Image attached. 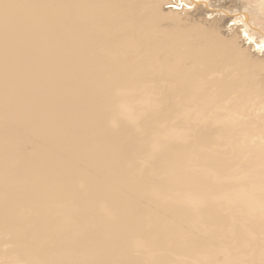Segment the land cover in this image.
<instances>
[{"label":"rangeland","instance_id":"obj_1","mask_svg":"<svg viewBox=\"0 0 264 264\" xmlns=\"http://www.w3.org/2000/svg\"><path fill=\"white\" fill-rule=\"evenodd\" d=\"M104 1L106 0H102L100 2L99 10L97 11V13L105 14L108 11L107 14L109 13L112 14V12H114L115 14H113L114 16L113 22L115 24L111 25V27H117L123 31H129L130 35L141 33V39H140L141 44L140 45H142L143 42L144 43L149 42V39L142 38L143 34L144 35L146 34L144 30L147 31L146 29L147 27L151 28L150 32L153 35H157L160 33V24L158 22L161 21V19L156 18L157 24L153 25L154 17L150 13V11L152 10H154L155 12H159V10H164L166 12L170 11L169 14L171 15L178 14L179 17H182L184 16V13L186 11L189 12L194 9L192 7L193 6L192 4H188L184 0L178 1L179 4L177 5L176 3L174 4V1L176 0H172V3H169V4L162 3V7L158 6L156 3L152 2L151 0H135V2H131L128 0H125V1L115 0V2L119 5V10L115 12V9H114L115 7L112 8V6H117V5L115 3H112L113 2L112 0H111V3L113 4V5L111 4L112 6L110 4L105 6V4H102V3H110V2L109 0H107V2H104ZM246 1L247 0H242V2H246ZM69 2H73V3L69 4L66 10L68 12L73 13V11L71 10V7L76 8V6H74L76 3L73 0H70ZM0 4H1L0 6L3 7V8L0 7L1 8L0 14L4 16L3 18V16L0 15V26L2 25L0 27V30L1 28L3 30V31L2 30L0 31V36L2 38V39L0 38V48H2L0 49V53H1L0 54L1 56L0 57V75H1L0 85L2 84L1 85L2 87L0 86L1 87L0 88V106L2 105L0 107V125L2 126V127L0 126L1 127L0 128V132H1L0 133V139H1L0 140V143H1L0 151L2 152V153L0 152V156H1L0 157V211H1L0 212V264H132V263L133 264H264V96L258 97L259 91L256 89L255 79L252 77V74H250L251 70L249 69V67L237 66L238 71L237 70L233 71L231 73L232 77L227 78V82L230 83L231 87L228 88L229 91L227 89L224 92V96L218 95L216 97H213L212 96L214 94L213 87L209 89L208 92L206 89H200L198 87L199 86L198 77H196L195 80L193 81L192 84L194 85H191L189 82L185 81L189 87H185V88L182 86L177 87V84L175 81L169 80V83H168L165 80L163 75H161L160 73L156 74L155 73L156 71H153V70L151 71L146 70V72L149 71L147 75H145L146 78L142 82H139V85H138V83H135V81L137 80V77L135 74H132L131 78L129 75L128 78L125 76V78H122L121 80L118 79V77L122 75L121 74L122 72H124V74L127 72V68L130 67V64L133 65L132 62L135 61V58H129L130 61L128 60L127 64H125L126 62L125 60H119L117 57L115 58L109 53L107 54L108 55L107 56L105 53L106 51L103 52L102 50H99V49L92 50L91 48L87 47V45H85L84 42L78 43L79 44L78 45V44H75L74 42L72 43L71 41H70L71 42L70 44L69 39L68 40L65 39L64 42L63 40L60 41L62 35L60 34L61 37H57V35H55L54 26L57 27L58 25H61L63 16H65L66 14L64 13L63 10H60V11L58 10L59 12H61L59 13L55 9L54 11L52 8H48L54 4L52 1L50 2L47 1L45 3L46 7L42 8V10L38 8L35 9V10L38 9L37 11L38 13L36 12L37 15H42L40 16V18L42 17L41 18L42 22H40V24L41 23L42 24L41 25L39 24L40 28L39 27L35 28L36 25L29 26V25L22 24L21 22H19L17 25L10 26V28L12 27L13 30L15 29V27L18 26L14 32L12 29H8L9 28L8 27V13L6 11L8 10V0H4V1L0 0ZM145 5H151V8L147 9L144 7ZM106 7L111 8V9H106ZM188 8H190V10ZM51 9L53 10L52 11L53 13L55 12L56 13L51 14L52 13ZM40 11L44 12L46 16ZM47 11H49L50 13ZM171 11H173L174 13H171ZM5 14L7 16H5ZM56 14H58V16ZM43 15L45 18H43ZM47 15L48 16L51 15V16L47 18ZM115 15H118V16H115ZM211 15L207 13L205 16L209 19H212L213 15L212 16ZM161 17H164V16H161ZM49 18L53 20L57 18L59 20L56 19V21L55 20L50 21ZM130 21H134L135 23H137V26L133 32L130 31L129 29ZM56 22L59 24L56 25ZM231 26H234L233 21H229L226 27H231ZM5 27H8V28L5 29ZM161 27L164 28L163 26ZM24 28H27V29H24ZM4 29L6 30V32L4 31ZM20 29H22L21 31H23L24 29V31L21 32L22 34H24V37L27 35L29 37L27 36L28 38L26 39L22 37L21 36L22 34L20 33ZM32 29H34L35 31L34 30L32 31ZM52 29L54 31H52ZM169 29L170 30L168 31H170L171 33H174V29L172 27H169ZM10 30L13 33L10 32ZM41 32H43L44 34ZM18 33L19 35H16ZM30 33L31 35H29ZM47 34L48 36L49 35L50 36L48 37ZM54 35L56 36V38L54 37ZM4 36H5V39H4ZM7 38H10V39H7ZM59 38L60 40H58ZM29 39L33 43H31ZM43 39H45V41ZM21 42H22L21 44L22 46H20ZM40 42L41 44H39ZM246 43L249 44V41L247 40ZM60 44L62 45L63 48L61 47ZM15 45L16 47H14ZM36 45H39V49H35V47H37ZM41 45L44 48L40 47ZM72 45L76 47L82 46L79 50V53L72 54L73 52L68 49L70 47H73ZM21 47H23V50L24 49L25 50L24 51L20 50L22 49ZM50 47L51 49L53 48L52 50H55L56 52L55 51L52 52V50L49 49ZM86 48H87V51H86ZM164 48H165L164 51H166L165 53L166 59L163 60L162 58L164 57L154 56L152 57V59H150V62L154 61L155 64L158 66H161L163 63L166 62V65L168 64L174 67L175 71H177L181 75V77H185L189 72H192V70L195 71V69L199 67L200 63L196 62V60L194 62V59H191L192 57H187L185 55L179 54V51L182 52L183 50L182 47L179 48L180 50L178 49L179 50L177 53L178 55H175V50L170 49L169 46L165 45ZM8 50H10L11 52L9 51L10 52L9 53ZM17 50L21 51V53L22 51L23 53L25 52L24 55H22L23 53L21 54L19 51L17 52ZM33 50L35 51L33 52ZM6 51L9 54L5 53ZM35 52L38 53L39 56L36 55ZM40 52L41 53L43 52L46 55L40 54ZM54 52L57 54H55ZM99 54H101L102 57ZM28 55H30V57H28ZM41 55L42 57H40ZM49 55H51V58L49 57ZM72 55L76 58L74 59ZM8 56L12 59V64L8 63L7 61ZM95 56L98 58H95ZM32 57L33 59H31ZM61 57H62V60L61 59L59 60V58ZM80 57L81 58L84 57V58H82L81 60ZM85 57L88 62L85 60ZM106 57L109 58L108 61H106L107 60ZM45 58L47 59V61L42 62L46 60ZM49 58L51 61L49 60ZM101 58L102 60L100 61ZM230 58H231V55H230ZM40 59H42V61ZM131 59H134V60H131ZM74 60L78 64H76ZM84 60L86 62L81 63ZM94 60L96 62H94ZM98 60L101 63L98 62ZM38 62L39 63L41 62L42 65L39 64ZM62 63L65 65H63ZM86 63H88L89 65L92 64V67L91 65L89 67V65ZM118 63H120L121 66ZM194 63L196 64V66ZM34 64L38 65V67L40 66L39 70ZM82 64H83V67H82ZM95 64L97 66H95ZM122 64L124 66L126 65L127 68L122 66ZM47 65L49 66V68L47 67ZM53 65L55 66L53 67ZM1 66L3 67L1 68ZM12 66H15V67L13 68ZM17 67L18 68L22 67V68L21 70L19 69L20 70L19 71ZM67 67H69V69ZM81 67L83 68V70ZM122 69H124V71ZM43 70L45 72H43ZM57 70H58V73L56 72ZM81 70L82 72L84 71L83 74ZM99 70L101 71L103 76ZM48 71H50V73ZM68 71H72L70 72L71 74ZM91 71L93 75H96L94 77L95 81L93 79L92 73H90ZM55 72L59 76H57ZM130 72L131 73L139 72V70L137 71L134 68ZM61 73H64V74H61ZM66 73H68L67 74L68 76L66 75L67 77L65 76ZM74 73L76 74L74 75ZM104 73H106L105 76H104ZM44 74L46 75V78L44 77ZM49 74L51 75L52 78L50 77ZM60 74L62 76L64 75V77H62ZM98 74L99 75L101 74V76H99ZM2 75L3 76L6 75V76L3 77ZM8 75L10 76V78ZM71 75L74 77V79L73 77H71ZM87 75H89V77L91 78H89ZM17 76L19 79H17ZM81 76L83 78L84 77L86 78L80 79ZM108 77H110V79ZM58 78H61V79H58ZM13 79L15 80L13 81ZM115 79H117V82L119 81L118 85ZM127 79L130 82L131 80L133 82L131 83L129 81L127 82ZM20 80H22V82ZM23 80H26L25 81L26 84H24L25 82ZM86 80L88 81V83ZM7 81L8 82L11 81L12 85L10 84V82L8 83ZM18 81L21 83H19ZM34 81L36 83H34ZM97 81H99L100 83ZM107 81H109V83ZM53 82L55 85L53 84ZM63 82H65L66 85L65 83L63 84ZM72 83H73V86L71 85ZM81 83L83 85H81ZM93 83L96 84V85L94 84L95 87H93L94 86ZM123 83L126 85H123ZM47 84L48 85L50 84V85L47 86ZM115 84H116V87H115ZM167 84L171 86L173 85V86L171 87ZM38 86L39 87L41 86L40 87L41 89ZM106 86H108L109 89L108 88L105 89ZM62 87L63 88L67 87V88L63 89ZM75 87H77L76 90L78 92L74 90ZM84 87H86V91ZM10 89H11V92H10ZM40 90L41 91L44 90L42 91L43 93L40 92ZM98 90H100L101 92ZM105 90H107V92ZM3 92L6 94L4 95ZM56 92L57 94H55ZM92 92H93V95H92ZM99 92L100 94L98 96ZM46 93L47 95L45 96L44 94ZM59 95H60V98H59ZM39 96H42L43 99L40 98ZM252 96H253V99H252ZM67 97H69V99H67ZM99 97L100 98L102 97V98L99 99ZM39 99L41 101H39ZM65 100L66 101L69 100L68 101L69 103H67ZM3 101L4 103H2ZM74 101L78 103L77 106H76V102H75V105L72 104L74 103ZM85 101L89 103L87 104ZM40 102H41V106H40ZM55 103L57 104V106ZM81 103H82V106H81ZM96 104L97 105L99 104L98 106L100 107L101 110ZM69 105H71V107ZM63 106L66 109H64ZM46 107L49 110H47ZM80 107H81V111L79 110ZM53 108H55L56 110H54ZM82 108H84V111L82 110ZM86 108L87 109L90 108V109L87 111ZM40 109L41 110L43 109L42 111L44 113L42 111H39ZM45 109L46 111H44ZM51 109H52V112H51ZM31 110H34V112ZM36 110L38 111V113L36 112ZM67 111L68 113L66 114ZM95 111L96 113H94ZM69 112H72V114ZM22 113L23 114L25 113L24 117H22L23 116ZM87 113L90 115H88ZM126 113L127 114L130 113V114L127 115ZM233 113L239 117L233 120V121H237L238 123H235L233 121L228 123V120H231V116ZM86 114L87 116H85ZM98 114L101 115V117ZM106 114H108V116ZM43 115L45 116L43 117ZM105 115L107 118L104 117ZM29 116L33 118H30ZM96 116L97 117L99 116L98 118L100 119V121L98 120V118L96 119ZM136 117L139 119H137ZM40 118H44L45 120L40 119ZM53 118L55 119L54 121H53ZM114 118L118 120H115ZM140 118H143V119H140ZM11 119L13 120L11 121ZM22 119H23V122H21ZM58 119H60L62 122ZM71 120H74V121H71ZM65 121L68 122L69 124H67ZM102 121L104 122V124ZM143 121H144V125H143ZM36 122L39 123L40 125L37 124ZM90 122H92L94 125H92V123ZM121 122H123L124 124ZM136 122L137 123L140 122V125H138ZM64 123L66 124L67 127L64 125ZM116 123H118L121 127ZM25 124H28L29 126ZM56 124H58L59 127ZM78 124L80 125V127ZM60 125L62 126L61 128H60ZM69 125L71 126L73 125L74 129H73V126L71 127ZM117 125H118V128L116 127ZM206 125L209 127H207ZM221 125L222 127L224 126L223 130L224 129L228 130L226 132V136L224 132L223 133L221 132L222 130L218 132L217 131L214 132L213 126L221 127ZM52 126L56 128H53ZM139 126H141V128H139ZM201 126L202 128H198ZM29 127L30 128L32 127L31 129H32L33 134H31L32 132ZM132 127H135V129ZM4 128L5 129L8 128V129L5 130ZM35 128L38 131L35 130ZM43 128L45 130H42ZM190 128L193 130V132L191 131ZM11 129H13V131ZM91 129L92 131H90ZM19 130L20 132H18ZM62 130L64 133L62 132ZM87 130L88 132H86ZM199 130L204 131V132H200ZM243 130H244L243 134H245L248 131V134L250 136L249 141L246 142L245 144L243 143V140H242L243 134L240 136ZM34 131L35 133L37 132L38 134L37 133L35 134ZM59 131L62 133H60ZM23 132L24 134H22ZM195 132L197 133V136ZM202 133L205 136V138L203 135L200 136V134ZM234 133L240 136L238 143L234 142V138H233ZM55 134L58 136H56ZM42 135L44 136V138ZM39 136H42V137H39ZM45 136L46 137L49 136L50 138L48 137L47 139L45 138ZM55 137L56 138L58 137L57 139H59L60 141H58ZM64 137H66L65 138L66 140L63 139ZM2 138H4L5 140L3 139L2 141ZM49 139L53 141H50ZM73 139H76V140H73ZM33 140H34V143H32ZM38 140L40 142L39 144H38ZM69 140H70V143H69ZM221 140L223 143L221 142ZM61 141L62 143H60ZM175 141L177 143V146L175 145ZM42 142L45 144H43ZM63 142L65 143L63 144ZM71 142L72 144H74V146L73 145L71 146ZM170 145L172 147H170ZM178 145L179 146L181 145L182 147L180 146L181 148H179ZM42 146L44 147L45 152ZM173 146L175 149L173 148ZM166 147L168 148L166 149ZM233 147H236V150L237 149L242 150L245 148L252 149L253 150L252 158L257 164L256 167L250 170L246 169L244 170L245 172L242 171L241 173H238L237 175V173H235L234 170L237 168L238 162L235 163V162H232V160H236L235 157L238 158L237 154L239 155V158H238L239 160L237 159L238 161L242 162L244 158L241 157L243 156V154L241 152L239 153L238 150L234 151ZM51 148H54L55 151L54 149H51ZM47 149L48 151H46ZM176 150L180 151V153ZM156 151H158V153ZM165 151L167 154L165 153ZM168 151L170 152L168 153ZM62 152L66 157L62 155ZM83 152L85 153V155H83L84 154ZM159 152L163 156L160 155ZM173 152L176 154L177 157L175 156V154H173ZM40 154L43 157H41ZM76 154H77V158H72V156L74 157L76 156ZM46 155H48L51 159L48 158V156ZM79 155L81 156L78 157ZM81 157L83 159L85 158L86 159L83 161ZM34 158H36L37 161ZM43 158L45 161L43 160ZM52 158L55 160L52 161ZM67 158H69V160ZM174 158L175 160L177 158L178 159L175 161ZM61 159L63 162L61 161ZM47 160L48 161L50 160V162H47ZM170 160L171 161L173 160V161L171 162ZM64 162L65 164H63ZM72 162L77 165V168H75L76 165L73 164ZM90 165L93 167H91ZM36 166H38L40 169ZM67 166H70L71 168L73 167V169H71L70 171V167H67ZM49 167H54V168H52L51 170V168ZM20 169H21V172H20ZM77 170H79L80 172H78ZM111 170H112V173H110ZM174 170L176 172H174ZM254 170H255V173H254ZM40 172L42 176H40L41 175ZM94 172H96V174ZM173 172L174 174H172ZM181 172L182 173L184 172L182 176H181ZM186 173H187V176H185ZM68 174L69 175L73 174L74 175L73 177L75 176L76 177L73 178L72 176H69ZM87 175L89 176L87 177ZM110 175L111 176L113 175V176L111 177ZM114 175H116L118 178ZM170 175L173 176L174 178L171 177ZM191 175L196 180L192 179L193 177ZM28 176H29V179H28ZM91 176L93 178L89 180ZM169 176L171 179L169 178ZM63 177L64 178L69 177V178L67 180V179H64ZM137 177L139 179L136 180ZM175 177H177L178 180L181 182H179L177 178ZM182 177H185V178L182 179ZM186 177H188V179H186ZM50 178L52 180L55 178L56 179L52 181ZM105 178L106 180H108L110 185L105 180ZM98 179L99 181H97ZM102 179H103V182H102ZM120 179L121 180L123 179V180L122 182L119 183V181H121ZM140 180L142 181L138 182ZM240 180L241 182H239ZM55 181L57 182V184ZM100 181L103 184L102 183L100 184ZM171 181H173V183H170ZM201 181H203L202 184H201ZM196 182L198 185L196 184ZM51 183L53 186L51 185ZM192 183H194V186L197 185V187L195 186L193 188ZM203 183H204V186H203ZM22 184L23 186H21ZM114 184L117 186H115ZM139 184H142L143 186ZM63 185L65 186L66 189L64 188ZM100 185H102L103 187ZM35 186L37 187V189ZM124 186L125 187L127 186V187L125 188ZM198 186H199V189H198ZM51 187H53L54 189H52ZM132 187H133V190H132ZM201 187L203 188V190H201ZM204 187H207V188H204ZM91 188L92 189L95 188V190L97 188L98 190L95 192V190L93 191ZM99 188H102V189L100 190ZM114 188H116V191ZM124 188H125V191L123 190ZM127 188H128V191H127ZM135 188L137 189V191ZM208 188H209V191H208ZM32 189L34 190V192ZM103 189L107 191H104ZM133 191L136 193H134ZM140 191L141 193H139L140 195H138V192ZM104 192L106 193V195ZM116 192H118L119 194L120 193L122 194L119 195ZM130 192H132V194ZM94 193L96 195H94ZM110 194H112L113 196ZM125 194L127 195V197H125L126 196ZM99 195L101 198L99 197ZM128 205H131V207L130 206L127 207ZM123 206L126 208H124ZM171 210H173L172 211L173 213H171ZM167 236L169 237V240ZM112 244H113V247H112ZM98 247L99 248L101 247V248L99 249Z\"/></svg>","mask_w":264,"mask_h":264},{"label":"bare ground","instance_id":"obj_2","mask_svg":"<svg viewBox=\"0 0 264 264\" xmlns=\"http://www.w3.org/2000/svg\"><path fill=\"white\" fill-rule=\"evenodd\" d=\"M4 1V0H3ZM47 1H52L54 4L52 5V6H50V4H49V6L50 7H48V8H52L53 10L55 9V10H63L64 11V13L66 14L65 16H63V19H62V22H61V25H58L57 27H55L54 26V28H55V35H57V37H61V35H62V37H61V40H60V38L58 39V40H60V41H62L63 40V42L65 41V39H69V42L71 41L72 43L74 42L75 44H78V43H85V45H87V47H89V48H91L92 50L94 49V50H96V49H99V50H102L103 52H105L106 53V55L109 53V54H111L113 57H117L119 60H125L126 62H125V64H127V61L129 60V58H135V61L134 62H132L133 63V65H131L130 64V67L129 68H127L126 67V65L124 66L123 64H122V66H124V67H126L127 68V72L124 74V72H122L121 74L122 75H120V77H118V79H122V78H125V76L128 78V76L130 75V78H131V75L132 74H135L136 75V77H137V80L135 81V83H138V85H139V82H142L146 77H145V75H147V73L149 72H146V70H153V71H156L155 73L156 74H158V73H160L161 75H163L164 76V78H165V80L169 83V80H172V81H175L176 82V84H177V87H189L188 86V84L185 82V81H187V82H189L191 85H194V84H192L193 83V81L195 80V78L196 77H198L199 78V88L200 89H206L207 90V92L209 91V89H211L212 87L214 88V91H213V97H216V96H218V95H222V96H224V92L228 89V88H230L231 86H230V83L229 82H227V78L229 77H232V75H231V73L233 72V71H236L237 70V66H244V67H249V69L251 70V73L250 74H252V77L255 79V83H256V89L259 91V94H258V97H261V96H264V0H247L246 2H242V0L241 1H239V0H184L186 3H188V4H192L193 6V10H191V11H189V12H185L184 13V16H182V17H179L178 16V14H173V15H171V14H169V12L167 11H164V10H159V12H155L154 10H152V11H150V13L152 14V16L154 17L153 18V25H156L157 24V21H156V18H159V19H161V21H159L158 23L160 24V33L159 34H157V35H153V34H151V32H150V30H151V28L150 27H147L146 29H147V31L146 30H144L145 32H146V34L144 35L143 34V39H149V42H146V43H142V45H140L141 43H140V39H141V33H138V34H132V35H130V33H129V31H123V30H121V29H119V28H117V27H111V25H113V24H115L114 22H113V14H115L114 12H112V14H107V12L105 13V11H104V13L105 14H101V13H97V11L99 10V6H100V2L102 1V0H73L76 4L74 5V6H76V8H72L71 7V10L73 11V13H71V12H68L67 10H66V8L69 6V4H71V3H73V2H69L70 0H8V10H6L7 11V13H8V27H5V29H12V27L10 28V26H14V25H17L19 22H21L22 24H26V25H29V26H35V28L36 27H39V24H40V22H42V17L40 18V16H42V15H37V11H38V9H40V10H42V8H45L46 6H45V3L47 2ZM113 2L112 3H115L117 6H112L113 4L111 3V0H109V2L110 3H102V4H105V6L106 5H108V4H112L111 6H112V8H114L115 9V12L116 11H118L119 10V5L115 2V0H112ZM117 1V0H116ZM125 1V0H124ZM128 1H131V2H135V0H128ZM152 2H154V3H156L158 6H161L162 7V3L163 4H169V3H172V0H151ZM178 1H181V0H176V1H174V4L176 3V5L177 4H179V2ZM7 2V1H6ZM6 2H5V4H6ZM104 2H107V0L106 1H104ZM178 2V3H177ZM3 3V2H2ZM48 4V3H47ZM1 5V4H0ZM4 6V5H3ZM6 6V5H5ZM103 6V5H102ZM101 6V7H102ZM1 8H3L2 6H0ZM104 7V6H103ZM145 8H147V9H150L151 8V5H145L144 6ZM187 7V6H186ZM185 7V8H186ZM0 8V9H1ZM5 8V7H4ZM36 8H38L37 10H35ZM184 8V7H183ZM7 9V8H6ZM51 9V12L53 11ZM106 9H111V8H107L106 7ZM189 10H190V8H188ZM3 10V9H2ZM1 10V11H2ZM5 10V9H4ZM46 10V9H45ZM45 10H43V11H45ZM49 10V9H48ZM54 10V11H55ZM185 10V9H184ZM183 10V11H184ZM58 11V12H59ZM37 12V13H36ZM40 12H42V11H40ZM47 12H49V11H47ZM111 12V11H110ZM2 13V12H1ZM6 13V14H7ZM44 15H45V13L44 12H42ZM50 13V12H49ZM48 13V14H49ZM56 13V12H55ZM55 13H51V14H55ZM59 13H61V12H59ZM58 13V14H59ZM166 13V14H165ZM171 13H174L173 11H171ZM207 13H209L211 16H212V19H209V18H207L205 15L207 14ZM3 14H4V12H3ZM5 14V16H7ZM58 14H56L57 16H58ZM63 14V13H62ZM160 16H159V15ZM0 15H2V14H0ZM44 15H43V18H45L44 17ZM180 15V14H179ZM3 16V15H2ZM46 16V15H45ZM51 16V15H50ZM50 16H48L47 15V18L48 17H50ZM115 16H118V15H115ZM161 16H164V17H161ZM169 16V17H168ZM3 18H4V16H3ZM7 18V17H6ZM59 18V17H58ZM2 19V18H1ZM50 19V18H49ZM49 19H48V21H49ZM57 19V18H56ZM56 19H54L55 21H56ZM186 19V20H185ZM44 20V19H43ZM51 20H53V19H50V21ZM53 20V21H54ZM57 20H59V19H57ZM168 20V21H167ZM3 21H4V19H3ZM23 21V22H22ZM117 21H119V20H117ZM229 21H233L234 22V26H231V27H226L227 26V23L229 22ZM25 22V23H24ZM45 22H47V21H45ZM4 23V22H3ZM2 24V23H1ZM42 24V23H41ZM40 24V25H41ZM45 24V23H44ZM51 24V23H50ZM54 24V23H53ZM57 24H59V23H57L56 22V25ZM130 27H129V29H130V31H134L135 30V28H136V26H137V23H135L134 21H130ZM129 24H127V25H129ZM233 24V23H232ZM21 25V24H20ZM38 25V26H37ZM46 25V24H45ZM2 26V25H1ZM0 26V27H1ZM4 26V25H3ZM43 26V25H42ZM42 26H41V28H42ZM49 26V25H48ZM161 26H163L164 28H162ZM18 27V26H17ZM17 27H15V29L17 28ZM22 27V26H21ZM28 27V26H27ZM44 27V26H43ZM169 27H172L173 29H174V33H171L170 31H168V30H170L169 29ZM20 28V27H19ZM34 28V29H35ZM40 28V27H39ZM51 28V27H50ZM66 28V29H65ZM4 29V31L6 32V30ZM15 29L13 30V32L15 31ZM24 29H27V28H24ZM24 29H23V31H24ZM34 29H32V31L34 30ZM58 29V30H57ZM1 30H2V28H1ZM0 30V31H1ZM22 29H20V33L21 32H23V31H21ZM43 30V29H42ZM41 30V31H42ZM51 30V29H50ZM3 31V30H2ZM18 31V30H17ZM30 31V30H29ZM35 31V30H34ZM40 31V30H39ZM52 31H54L53 29H52ZM60 31V32H59ZM10 32H12L11 30H10ZM12 32V33H13ZM31 32V31H30ZM38 32V31H37ZM44 32H45V30H44ZM8 33V32H7ZM6 33V34H7ZM25 33V32H24ZM28 33V32H27ZM41 33H43V32H41ZM49 33V32H48ZM53 33V32H52ZM53 33V34H54ZM5 34V33H4ZM22 34V33H21ZM26 34V33H25ZM44 34V33H43ZM42 34V35H43ZM45 34H46V32H45ZM52 34V35H53ZM61 34V35H60ZM11 35V34H10ZM13 35V34H12ZM16 35H19V33L18 34H16ZM16 35H14V36H16ZM29 35H31V33L29 34ZM54 35V37L56 38V36ZM22 37H24V34H22L21 35ZM28 36V35H27ZM27 36H25L24 38L26 39V38H28ZM41 36V35H40ZM47 36H48V34H47ZM50 36V35H49ZM48 36V37H49ZM6 37H8V36H6ZM10 37V36H9ZM13 37V36H12ZM21 37V38H22ZM33 37H34V35H33ZM39 37V36H38ZM44 37V36H43ZM65 37V38H64ZM0 38H1V36H0ZM11 38V37H10ZM10 38H7V39H10ZM14 38V37H13ZM20 38V37H19ZM23 38V39H24ZM2 39V38H1ZM4 39H5V36H4ZM24 39V40H25ZM31 39V38H30ZM30 39H29V41H30ZM36 39V38H35ZM51 39V38H50ZM12 40V39H11ZM33 40V39H32ZM37 40V39H36ZM36 40H34V41H36ZM39 40V39H38ZM44 41H45V39H43ZM53 40V39H52ZM66 40V41H67ZM249 41V44H247L246 43V41ZM14 41H16V40H14ZM19 41V40H18ZM20 41H22V40H20ZM41 41V40H40ZM46 41H47V39H46ZM56 41H57V39H56ZM55 41V42H56ZM59 41V42H60ZM1 42H2V40H1ZM28 42V41H27ZM31 43H33L32 41H30ZM39 42V41H38ZM54 42V43H55ZM71 42H70V44H71ZM16 43V42H15ZM31 43H30V45H31ZM36 43V42H35ZM43 43V42H42ZM45 43V42H44ZM49 43V42H48ZM51 43V42H50ZM53 43V42H52ZM57 43V42H56ZM3 44V43H2ZM22 44V42L20 43V46H22L21 45ZM39 44H41V42L39 43ZM47 44V43H46ZM59 44V43H58ZM62 44V43H61ZM60 44V45H61ZM64 44V43H63ZM7 45V44H6ZM12 45V44H11ZM25 45V44H24ZM33 45V44H32ZM79 45V44H78ZM77 45V46H78ZM81 45V44H80ZM169 46V48L170 49H172V50H175V55H178L177 53H178V51L180 50L179 48L180 47H182L183 48V50H182V52H180L179 51V54H181V55H185V56H187V57H192L191 59H194V62H195V60H196V62H198V63H200V65H199V67H197L196 69H195V71H193L192 70V72H189L185 77H181V75L177 72V71H175V68L174 67H172L171 65H166V62L165 63H163L161 66H158V65H156L155 64V62L154 61H152V62H150V59H152V57H154V56H161V57H164V58H162L163 60H165L166 58H165V56H166V51H164L165 50V48H164V46ZM8 46V45H7ZM28 46H29V44H28ZM37 47H35V49H39V45H36ZM44 46V45H43ZM55 46H56V44H55ZM66 46V45H65ZM71 46V45H70ZM69 46V47H70ZM73 46V45H72ZM84 46V45H83ZM14 47H16V45L14 46ZM24 47V46H23ZM23 47H21L22 49H20V50H23ZM27 47V46H26ZM40 47H42V45L40 46ZM47 47V46H46ZM51 47H53V46H51ZM51 47L49 48V49H51ZM61 47H62V45H61ZM82 47V46H81ZM81 47H76V46H73V47H70V48H68L69 50H71L73 53L72 54H77V53H79V50H80V48ZM85 47V46H84ZM7 48V47H6ZM9 48V47H8ZM29 48V47H28ZM42 48H44V47H42ZM63 48V47H62ZM67 48H66V50H67ZM0 49H2V48H0ZM10 49V48H9ZM14 49V48H13ZM18 49H19V47H18ZM53 49V48H52ZM51 49V50H52ZM56 49V48H55ZM60 49V48H59ZM179 49V50H178ZM202 49V50H201ZM6 50V49H5ZM11 50V49H10ZM10 50H8V52L10 51ZM25 50V49H24ZM23 50V51H24ZM30 50V49H29ZM32 50V49H31ZM61 50V49H60ZM83 50V49H82ZM99 50H97V51H99ZM2 51V50H1ZM15 51V50H14ZM19 50H17V52H18ZM23 51H22V53H23ZM28 51V50H27ZM26 51V52H27ZM35 50H33V52H34ZM38 51V50H37ZM46 51V50H45ZM44 51V52H45ZM53 51H55V50H52V52ZM64 51V50H63ZM70 51V52H71ZM86 51H87V48H86ZM7 51L5 52V53H8ZM11 52V51H10ZM9 52V53H10ZM16 52V53H17ZM20 53H21V51H19ZM30 52V51H29ZM56 52V51H55ZM54 52V53H55ZM69 52V53H70ZM89 52V51H88ZM8 53V54H9ZM21 53V54H22ZM25 53V52H24ZM24 53L22 54V55H24ZM28 53V52H27ZM36 53V52H35ZM46 53V52H45ZM60 53H61V51H60ZM60 53H59V55H60ZM86 53V52H85ZM1 54V53H0ZM13 54V53H12ZM15 54V53H14ZM21 54H19V55H21ZM40 54H44L43 52L41 53L40 52ZM52 54V53H51ZM55 54H57V53H55ZM94 54V53H93ZM7 55V54H6ZM5 55V56H6ZM17 55V54H16ZM34 55V54H33ZM36 55H38V53H36ZM35 55V56H36ZM44 55H46V54H44ZM64 55H65V53H64ZM69 55V54H68ZM67 55V56H68ZM71 55V54H70ZM79 55V54H78ZM83 55V54H82ZM96 55V54H95ZM100 56H101V54H99ZM106 55H104V56H106ZM110 55V56H111ZM230 55H231V58H230ZM4 56V55H3ZM11 56V55H10ZM14 56V55H13ZM39 56V55H38ZM37 56V57H38ZM52 56H54V55H52ZM73 56V55H72ZM71 56V57H72ZM88 56H90V55H88ZM94 56V55H93ZM108 56V55H107ZM109 56V57H110ZM1 57V56H0ZM7 57V56H6ZM15 57V56H14ZM17 57V56H16ZM28 57H30V55H28ZM36 57V58H37ZM40 57H42V55L40 56ZM45 57H47V56H45ZM49 57L51 58V55H49ZM74 57V56H73ZM91 57H92V55H91ZM102 57V56H101ZM19 58H20V56H19ZM25 58V57H24ZM23 58V59H24ZM39 58V57H38ZM50 58H49V60H50ZM54 58V57H53ZM57 58V57H56ZM76 57H74V59H75ZM79 58V57H78ZM81 58V57H80ZM82 58H84V57H82ZM82 58H81V60H82ZM95 58H98V57H96L95 56ZM107 58V57H106ZM182 58V57H181ZM186 58V57H185ZM234 58V59H233ZM4 59V58H3ZM7 59V58H6ZM28 59V58H27ZM31 59H33V57L31 58ZM46 59V58H45ZM62 60V57L61 58H59V60ZM71 59V58H70ZM69 59V60H70ZM93 59V58H92ZM91 59V60H92ZM105 59V58H104ZM108 59L109 58H107V60L106 61H108ZM14 60V59H13ZM21 60H22V58H21ZM20 60V61H21ZM41 61H42V59H40ZM48 60V61H49ZM64 60H65V58H64ZM63 60V61H64ZM77 60V59H76ZM81 60H79V61H81ZM85 60H86V57H85ZM83 61V62H81V63H84V62H86V61ZM91 60H90V62H91ZM97 60V59H96ZM102 60V58L100 59V61ZM111 60V59H110ZM131 60H134V59H131ZM7 61H8V63L10 64H12V59L8 56V59H7ZM17 61V60H16ZM25 61H27V60H25ZM47 61V59L45 60V61H42V62H46ZM51 61V60H50ZM55 61V60H54ZM75 61V60H74ZM99 60H98V62H100ZM130 61V60H129ZM192 61V60H191ZM190 61V62H191ZM30 62H32V61H30ZM36 62V61H35ZM34 62V63H35ZM52 62H53V60H52ZM70 62V61H69ZM73 62V61H72ZM78 62V61H77ZM88 62V61H87ZM89 62V63H90ZM93 62V61H92ZM94 62H96L95 60H94ZM93 62V63H94ZM104 62H105V60H104ZM103 62V63H104ZM112 62V61H111ZM117 62V61H116ZM121 62V61H120ZM193 62V61H192ZM191 62V63H192ZM16 63V62H15ZM39 63V62H38ZM61 63V62H60ZM74 63V62H73ZM75 63H76V61H75ZM101 63V62H100ZM109 63V62H108ZM114 63V62H113ZM189 63V62H188ZM22 64V63H21ZM28 64V63H27ZM37 64V63H36ZM36 64H34L36 67H37V69L39 70V67H38V65H36ZM39 64H41L42 65V63L40 62ZM47 64V63H46ZM53 64H54V62H53ZM56 64H58V63H56ZM63 64V63H62ZM76 64H78V63H76ZM86 64H88V63H86ZM98 64V63H97ZM116 64V63H115ZM119 65H120V63H118ZM128 64H129V62H128ZM195 64V63H194ZM17 65V64H16ZM49 65V64H48ZM47 65V67L49 68V66ZM52 65V64H51ZM50 65V66H51ZM63 65H65V64H63ZM75 65V64H74ZM81 65V64H80ZM89 65V64H88ZM91 65V67H92V64H90ZM90 65H89V67H90ZM113 65V64H112ZM138 65H139V67H138ZM190 65V64H189ZM193 65V64H192ZM11 66V65H10ZM27 66V65H26ZM55 65H53V67H54ZM58 66V65H57ZM67 66V65H66ZM71 66V65H70ZM69 66V67H70ZM79 66V65H78ZM95 66H97L96 64H95ZM101 66V65H100ZM110 66V65H109ZM121 66V65H120ZM195 66H196V64H195ZM3 66H1V68H2ZM13 68L15 67V66H12ZM11 67V68H12ZM29 67H31V66H29ZM28 67V68H29ZM69 67H67L68 69H69ZM82 67H83V64H82ZM81 67V68H82ZM94 67V66H93ZM99 67V66H98ZM114 67V66H113ZM118 67V66H117ZM123 67V68H124ZM18 68V67H17ZM22 68V67H21ZM21 68H18V70L20 69L21 70ZM27 68V67H26ZM34 68V67H33ZM43 68V67H42ZM42 68H40V69H42ZM52 68V67H51ZM56 68V67H55ZM55 68H53V69H55ZM65 68V67H64ZM71 68V67H70ZM75 68V67H74ZM80 68V67H79ZM86 68V67H85ZM84 68V69H85ZM100 68V67H99ZM107 68H109V67H107ZM106 68V69H107ZM111 68H112V66H111ZM135 68V70H139V72H133V73H131L130 71L131 70H133ZM242 68V67H241ZM5 69V68H4ZM32 69V68H31ZM35 69V68H34ZM36 69V70H37ZM44 69V68H43ZM77 69H78V67H77ZM87 69V68H86ZM89 69V68H88ZM92 69V68H91ZM94 69V68H93ZM97 69V68H96ZM117 69V68H116ZM115 69V70H116ZM120 69H121V67H120ZM19 70V71H20ZM30 70V69H29ZM50 70V69H49ZM62 70V69H61ZM65 70V69H64ZM73 70V69H72ZM82 70H83V68H82ZM82 70H81V72H82ZM102 70H104V69H102ZM123 71H124V69H122ZM243 70V69H242ZM245 70V69H244ZM23 71V70H22ZM100 71V70H99ZM113 71V70H112ZM238 71V70H237ZM241 71V70H240ZM10 72V71H9ZM40 72V71H39ZM43 72H45L44 70H43ZM49 73H50V71H48ZM47 72V73H48ZM57 73H58V70L56 71ZM56 72H55V74H56ZM62 72V71H61ZM64 72V71H63ZM69 73L70 72H72V71H68ZM78 72V71H77ZM84 72V71H83ZM83 72H82V74H83ZM86 72V71H85ZM94 72V71H93ZM11 73V72H10ZM13 73V72H12ZM35 73H36V71H35ZM38 73V72H37ZM42 73V72H41ZM60 73V72H59ZM65 73V72H64ZM64 73H61V74H64ZM90 73H92V71L90 72ZM96 73V72H95ZM97 73H98V71H97ZM96 73V74H97ZM100 73H101V71H100ZM110 73V72H109ZM152 73V72H151ZM154 73V72H153ZM8 74V73H7ZM54 74V75H55ZM60 74V75H61ZM68 73H66L65 74V76L67 75ZM71 74V73H70ZM76 73H74V75H75ZM79 74V73H78ZM77 74V75H78ZM86 74V73H85ZM102 74V73H101ZM101 74L99 75V76H101ZM105 74L106 73H104V76H105ZM160 74H159V76H160ZM50 75V74H49ZM53 75V76H54ZM57 75V74H56ZM92 75H93V73H92ZM91 75V76H92ZM112 75V74H111ZM244 75V74H243ZM3 76V75H2ZM6 76V75H5ZM5 76H3V77H5ZM9 76V75H8ZM11 76H12V74H11ZM57 76H59V75H57ZM62 76V75H61ZM68 76V75H67ZM66 76V77H67ZM85 76V75H84ZM88 77H89V75H87ZM96 75H93V79H94V81H95V77ZM102 76H103V74H102ZM107 76V75H106ZM113 76H115V75H113ZM149 76V75H148ZM158 76V75H157ZM251 76V75H250ZM0 77H1V75H0ZM3 77H2V79H3ZM40 77V76H39ZM42 77H43V75H42ZM44 77L46 78V75L44 74ZM50 77H51V75H50ZM56 77V76H55ZM62 77H64V75L62 76ZM71 77H73L72 75H71ZM70 77V78H71ZM242 77V76H241ZM9 78H10V76H9ZM12 78V77H11ZM16 78V77H15ZM30 78H32V77H30ZM44 78V79H45ZM52 78V77H51ZM57 78V77H56ZM69 78V77H68ZM79 78V77H78ZM81 78H83L82 76L80 77V79ZM84 78H86V77H84ZM83 78V79H84ZM89 78H91V77H89ZM99 78V77H98ZM109 79H110V77H108ZM116 78V77H115ZM134 78V77H133ZM162 78V77H161ZM239 78V77H238ZM17 79H19L18 78V76H17ZM38 79V78H37ZM41 79V78H40ZM44 79H42V80H44ZM58 79H61V78H58ZM72 79V78H71ZM73 79H74V77H73ZM92 79V80H93ZM97 79V78H96ZM102 79V78H101ZM163 79V78H162ZM15 79H13V81H14ZM27 80H28V78H27ZM33 80V79H32ZM53 80V79H52ZM68 80V79H67ZM66 80V81H67ZM88 80V79H87ZM86 80V81H87ZM92 80H90V81H92ZM99 80V79H98ZM103 80V79H102ZM107 80V79H106ZM111 80H112V78H111ZM125 80V79H124ZM159 80H160V78H159ZM1 81V80H0ZM21 82H22V80H20ZM24 82L26 81V80H23ZM41 81V80H40ZM57 81V80H56ZM83 81H85V80H83ZM93 81V82H94ZM115 81H116V83H117V85H118V82H117V79H115ZM115 81H113V82H115ZM129 80L127 79V82H128ZM254 81V80H253ZM3 82H5V81H3ZM3 82H1V83H3ZM8 82V81H7ZM10 82V84H11V81H9ZM8 82V83H9ZM19 82V81H18ZM21 82H19V83H21ZM30 82V81H29ZM33 82V81H32ZM31 82V83H32ZM38 82H39V80H38ZM44 82V81H43ZM61 82V81H60ZM70 82H72V81H70ZM74 82H75V80H74ZM97 82H99V81H97ZM108 83H109V81H107ZM111 82V81H110ZM124 82V81H123ZM130 82V81H129ZM131 82H133L132 80H131ZM130 82V83H131ZM7 83V84H8ZM13 83V82H12ZM28 83V82H27ZM34 83H36L35 81H34ZM45 83V82H44ZM47 83V82H46ZM49 83V82H48ZM65 82H63V84H64ZM84 83V82H83ZM87 83H88V81H87ZM100 83V82H99ZM105 83H106V81H105ZM107 83V84H108ZM125 83V82H124ZM123 83V85H126V84H124ZM16 84V83H15ZM24 84H26V82L24 83ZM33 84V83H32ZM53 84H54V82H53ZM68 84V83H67ZM80 84V83H79ZM86 84V83H85ZM89 84H90V82H89ZM95 83H93V85H94ZM111 84V83H110ZM134 84V83H133ZM171 84H173V83H171ZM175 84V83H174ZM195 84H196V82H195ZM2 85V84H1ZM0 85V86H1ZM4 85H6V84H4ZM12 85V84H11ZM41 85V84H40ZM50 85V84H49ZM48 84H47V86H49ZM55 85V84H54ZM65 85H66V83H65ZM70 85V84H69ZM72 86H73V83L71 84ZM75 85V84H74ZM77 85V84H76ZM81 85H83L82 83H81ZM92 85V84H91ZM90 85V86H91ZM92 85V86H93ZM96 85V84H95ZM95 85L93 86V87H95ZM100 85V84H99ZM122 85V86H123ZM131 85V84H130ZM167 85H169V84H167ZM18 86V85H17ZM20 86V85H19ZM28 86V85H27ZM34 86V85H33ZM46 86V85H45ZM57 86V85H56ZM71 86V87H72ZM78 86V85H77ZM88 86V85H87ZM90 86H89V88H90ZM104 86H105V84H104ZM109 86V85H108ZM108 86H106L105 87V89H107L108 88ZM134 86V85H133ZM137 86V85H136ZM153 86V85H152ZM160 86V85H159ZM169 86H171V85H169ZM173 86V85H172ZM171 86V87H172ZM176 86V85H175ZM2 87V86H1ZM0 87V88H1ZM8 87V86H7ZM6 87V88H7ZM39 87V86H38ZM41 87V86H40ZM39 87V88H40ZM43 87V86H42ZM80 87H82V86H80ZM110 87V86H109ZM115 87H116V84H115ZM129 87V86H128ZM194 87V86H193ZM11 88V87H10ZM22 88V87H21ZM50 88H52V87H50ZM63 88V87H62ZM65 88V87H64ZM63 88V89H64ZM67 88V87H66ZM65 88V89H66ZM85 88V91H86V87H84ZM89 88H87V89H89ZM103 88V87H102ZM102 88H101V90H102ZM111 88V87H110ZM9 89V88H8ZM41 89V88H40ZM44 89V88H43ZM47 89V88H46ZM49 89V88H48ZM68 89H70V88H68ZM77 89V87H75V91H77L76 90ZM109 89V88H108ZM142 89V88H141ZM167 89V88H166ZM174 89V88H173ZM189 89V88H188ZM1 90H3V89H1ZM13 90V89H12ZM16 90V89H15ZM45 90V89H44ZM44 90H42V91H44ZM61 90V89H60ZM72 90V89H71ZM83 90V89H82ZM81 90V91H82ZM104 90V89H103ZM126 90V89H125ZM181 90V89H180ZM179 90V91H180ZM213 90V89H212ZM251 90V89H250ZM7 91V90H6ZM41 90H40V92H42ZM50 91V90H49ZM52 91V90H51ZM55 91H57V90H55ZM74 91V92H75ZM80 91V90H79ZM91 91H92V89H91ZM90 91V92H91ZM94 91H96V90H94ZM98 91H100V90H98ZM106 92H107V90H105ZM228 91H229V89H228ZM247 91V90H246ZM9 92V91H8ZM10 92H11V89H10ZM14 92V91H13ZM59 92V91H58ZM63 92V91H62ZM78 92V91H77ZM101 92V91H100ZM100 92L98 93V96H99V94H100ZM154 92V91H153ZM161 92V91H160ZM183 92V91H182ZM190 92V91H189ZM211 92V91H210ZM232 92V91H231ZM4 93V92H3ZM43 93V92H42ZM53 93V92H52ZM64 93V92H63ZM76 93V92H75ZM80 93H82V92H80ZM79 93V94H80ZM85 93V92H84ZM83 93V94H84ZM95 93V92H94ZM111 93V92H110ZM157 93V92H156ZM159 93V92H158ZM162 93V92H161ZM166 93V92H165ZM6 93H4V95H5ZM8 94V93H7ZM40 94V93H39ZM55 94H57V92L55 93ZM54 94V95H55ZM62 94V93H61ZM71 94V93H70ZM69 94V95H70ZM78 94V93H77ZM41 95V94H40ZM45 96L47 95V93L46 94H44ZM63 95V94H62ZM67 95V94H66ZM65 95V96H66ZM92 95H93V92H92ZM95 95H97V94H95ZM167 95V94H166ZM44 96V97H45ZM49 96V95H48ZM47 96V97H48ZM52 96H53V94H52ZM68 96V95H67ZM74 96V95H73ZM78 96V95H77ZM102 96H104V95H102ZM154 96V95H153ZM175 96V95H174ZM2 97H3V95H2ZM40 98H42L43 99V97L42 96H39ZM38 97V98H39ZM71 97V96H70ZM249 97V96H248ZM50 98V97H49ZM52 98V97H51ZM55 98H56V96H55ZM59 98H60V95H59ZM74 98V97H73ZM102 98V97H101ZM100 97H99V99H101ZM179 98V97H178ZM245 98V97H244ZM5 99V98H4ZM3 99V100H4ZM54 99V98H53ZM57 99H58V97H57ZM67 99H69V97H67ZM94 99H95V97H94ZM165 99V98H164ZM243 99V98H242ZM252 99H253V96H252ZM50 100V99H49ZM250 100V99H249ZM39 101H41L40 99H39ZM43 101V100H42ZM60 101H61V99H60ZM66 101V100H65ZM69 100H67L66 102L67 103H69L68 102ZM71 101H73V100H71ZM104 101V100H103ZM103 101H102V103H103ZM230 101V100H229ZM45 102V101H44ZM75 102L76 101H74V103H72V104H74L75 105ZM80 102V101H79ZM86 102V101H85ZM93 102H95V101H93ZM92 102V103H93ZM97 102V101H96ZM2 103H4V101L2 102ZM61 103V102H60ZM64 103V102H63ZM87 103V102H86ZM89 103V102H88ZM87 103V104H88ZM152 103V102H151ZM159 103V102H158ZM56 104V103H55ZM62 104V103H61ZM77 102H76V106H77ZM83 104H84V102H83ZM165 104H167V103H165ZM39 105V104H38ZM42 105H43V103H42ZM50 105V104H49ZM97 105V104H96ZM99 105V104H98ZM97 105V106H98ZM154 105H155V103H154ZM2 106V105H1ZM0 106V107H1ZM4 106H6V105H4ZM34 106H36V105H34ZM40 106H41V102H40ZM40 106H39V108H40ZM54 106V105H53ZM56 106H57V104H56ZM55 106V107H56ZM67 106V105H66ZM70 107H71V105H69ZM68 106V107H69ZM81 106H82V103H81ZM91 106V105H90ZM159 106V105H158ZM48 107V106H47ZM46 107V108H47ZM64 107V106H63ZM62 107V108H63ZM99 107V106H98ZM125 107V106H124ZM8 108V107H7ZM34 108V107H33ZM43 108V107H42ZM76 108V107H75ZM79 108V107H78ZM93 108V107H92ZM97 108V107H96ZM146 108V107H145ZM154 108V107H153ZM30 109V108H29ZM54 110H56L55 108H53ZM60 109V108H59ZM64 109H66L65 107H64ZM77 109V108H76ZM87 109V108H86ZM90 109V108H89ZM89 109H87V111L89 110ZM99 109H100V107H99ZM8 110V109H7ZM43 110V109H42ZM41 109L39 110V111H42ZM47 110H49L48 108H47ZM61 110V109H60ZM75 110V109H74ZM80 111H81V107H80V109H79ZM82 110L84 111V108H82ZM101 110V109H100ZM99 110V111H100ZM121 110V109H120ZM31 111H33L34 112V110H31ZM44 111H46V109L44 110ZM62 111H64V110H62ZM158 111V110H157ZM14 112V111H13ZM12 112V113H13ZM36 112L38 113V111L36 110ZM43 112V111H42ZM51 112H52V109H51ZM3 113V112H2ZM5 113V112H4ZM10 113H11V111H10ZM20 113V112H19ZM26 113V112H25ZM24 113V114H25ZM36 113V114H37ZM44 113V112H43ZM64 113V112H63ZM68 113V111L66 112V114ZM69 113H71L72 114V112H69ZM93 113V112H92ZM94 113H96V111L94 112ZM119 113V112H118ZM132 113V112H131ZM15 114V113H14ZM23 114V113H22ZM24 114H23V116L22 115H20V116H22V117H24ZM29 114V113H28ZM46 114H48V113H46ZM88 114V113H87ZM87 114L85 115V116H87ZM127 114V113H126ZM130 114V113H129ZM129 114H127V115H129ZM134 114V113H133ZM132 114V115H133ZM16 115V114H15ZM34 115V114H33ZM42 115V114H41ZM53 115H54V113H53ZM58 115V114H57ZM82 115V114H81ZM88 115H90V114H88ZM96 115V114H95ZM99 115V114H98ZM107 116H108V114H106ZM106 115L104 116V117H106ZM115 115V114H114ZM119 115V114H118ZM132 115H130V116H132ZM163 115V114H162ZM9 116V115H8ZM12 116V115H11ZM20 116H18V117H20ZM28 116V115H27ZM36 116H38V115H36ZM45 115H43V117H44ZM50 116V115H49ZM100 117H101V115H99ZM98 116V117H99ZM142 116V115H141ZM148 116V115H147ZM30 117V116H29ZM28 117V118H29ZM52 117H54V116H52ZM89 117V116H88ZM88 117H86V118H88ZM93 117V116H92ZM91 117V118H92ZM97 116H96V119L98 118ZM115 117H117V116H115ZM123 117H124V115H123ZM122 117V118H123ZM126 117V116H125ZM139 117V116H138ZM27 118V117H26ZM30 118H33V117H30ZM39 118V117H38ZM51 118V117H50ZM49 118V119H50ZM72 118V117H71ZM74 118V117H73ZM82 118H84V117H82ZM90 118V117H89ZM94 118H95V116H94ZM103 118V117H102ZM107 118V117H106ZM105 118V119H106ZM119 118V117H118ZM132 118V117H131ZM137 118V117H136ZM135 118V119H136ZM146 118V117H145ZM237 118H239L237 115H235L234 113L232 114V116H231V120H228V123H230V122H232L233 120H235V119H237ZM19 119V118H18ZM21 119V118H20ZM23 119H25V118H23ZM23 119H22V121L21 122H23ZM36 119V118H35ZM40 119H44V118H40ZM48 119V118H47ZM52 119V118H51ZM75 119H77V118H75ZM74 119V120H75ZM104 119V120H105ZM115 119V118H114ZM113 119V120H114ZM127 119H128V117H127ZM137 119H139V118H137ZM140 119H143V118H140ZM13 119H11V121H12ZM27 120V119H26ZM25 120V121H26ZM29 120V119H28ZM45 120V119H44ZM55 119L53 118V121H54ZM58 120H60V119H58ZM64 120V119H63ZM67 120V119H66ZM74 120H71V121H74ZM82 120V119H81ZM84 120V119H83ZM98 120L100 121V119L98 118ZM115 120H118V119H115ZM184 120V119H183ZM9 121V120H8ZM14 121H15V119H14ZM19 121V120H18ZM17 121V122H18ZM30 121V120H29ZM40 121V120H39ZM50 121V120H49ZM48 121V122H49ZM56 121H57V119H56ZM61 121V120H60ZM69 121V120H68ZM88 121H89V119H88ZM91 121V120H90ZM126 121V120H125ZM136 121V120H135ZM31 122V121H30ZM62 122V121H61ZM64 122V121H63ZM66 122V121H65ZM84 122V121H83ZM95 122V121H94ZM103 122V121H102ZM108 122V121H107ZM117 122V121H116ZM127 122V121H126ZM141 122H142V120H141ZM158 122V121H157ZM233 122H235V123H238L237 121H233ZM10 123V122H9ZM14 123V122H13ZM20 123V122H19ZM26 123V122H25ZM37 123V122H36ZM53 123V122H52ZM59 123V122H58ZM67 124H69L68 122H66ZM75 123V122H74ZM79 123V122H78ZM81 123V122H80ZM90 123H92V122H90ZM110 123V122H109ZM119 123V122H118ZM118 123H116V124H118ZM121 123H123V122H121ZM130 123V122H129ZM137 123V122H136ZM4 124V123H3ZM22 124V123H21ZM32 124V123H31ZM30 124V125H31ZM37 124H39V123H37ZM49 124V123H48ZM83 124V123H82ZM103 124H104V122H103ZM112 124V123H111ZM114 124V123H113ZM124 124V123H123ZM138 125H140V122H138L137 123ZM15 125V124H14ZM13 125V126H14ZM19 125V124H18ZM25 125H28V124H25ZM36 125V124H35ZM40 125V124H39ZM56 125H58V124H56ZM62 125V124H61ZM60 125V128L62 127ZM64 125L66 126V124L64 123ZM74 125V124H73ZM72 125V126H73ZM79 125V124H78ZM85 125V124H84ZM92 125H94L93 123H92ZM98 125V124H97ZM97 125H95V126H97ZM102 125V124H101ZM100 125V126H101ZM119 125V124H118ZM118 125L116 126L117 128H118ZM127 125V124H126ZM125 125V126H126ZM143 125H144V121H143ZM205 125V124H204ZM208 125V124H207ZM206 125V126H207ZM1 126V125H0ZM4 126V125H3ZM12 126V125H11ZM22 126V125H21ZM29 126V125H28ZM37 126V125H36ZM45 126H47V125H45ZM51 126V125H50ZM69 126H71V125H69ZM71 126V127H72ZM75 126V125H74ZM74 126H73V129H74ZM83 126V125H82ZM115 126V125H114ZM120 126V125H119ZM123 126V125H122ZM193 126V125H192ZM199 126V125H198ZM205 126V127H206ZM2 127V126H1ZM0 127V128H1ZM17 127V126H16ZM15 127V128H16ZM40 127V126H39ZM53 127V126H52ZM51 127V128H52ZM58 127H59V125H58ZM67 127V126H66ZM78 127V126H77ZM76 127V128H77ZM79 127H80V125H79ZM86 127V126H85ZM88 127V126H87ZM94 127V126H93ZM121 127V126H120ZM137 127V126H136ZM143 127V126H142ZM197 127V126H196ZM204 127V126H203ZM207 127H209V126H207ZM214 127V132H218V131H221L222 133L224 132L225 133V136H226V132L228 131L227 129H224L223 130V128H224V126L222 127V125H221V127H218V126H213ZM6 128V127H5ZM4 128V129H5ZM14 128V129H15ZM18 128V127H17ZM26 128V127H25ZM30 128V127H29ZM32 128V127H31ZM30 128V130H31V132H32V129ZM42 128V127H41ZM53 128H56V127H53ZM91 128V127H90ZM132 128H134L135 129V127H132ZM139 128H141V126H139ZM198 128H202V126L201 127H198ZM3 129V128H2ZM8 129V128H7ZM7 129H5V130H7ZM19 129H21V128H19ZM27 129V128H26ZM59 129V128H58ZM72 129V128H71ZM191 129V128H190ZM208 129V128H207ZM211 129V128H210ZM12 131H13V129H11ZM21 130H23V129H21ZM29 130V129H28ZM35 130H37L36 128H35ZM39 130H41V129H39ZM42 130H45L44 128L42 129ZM55 130V129H54ZM60 130V129H59ZM66 130V129H65ZM64 130V131H65ZM77 130V129H76ZM75 130V131H76ZM122 130V129H121ZM203 130V129H202ZM245 130V129H244ZM244 130H243V132L240 134V136L244 133ZM250 130H252V129H250ZM15 131V130H14ZM17 131V130H16ZM25 131V130H24ZM27 131V130H26ZM38 131V130H37ZM61 131V130H60ZM59 131V132H60ZM90 131H92V129L90 130ZM191 131L193 132V130L191 129ZM200 131V130H199ZM209 131H211V130H209ZM9 132H10V130H9ZM18 132H20V130L18 131ZM22 132V131H21ZM42 132V131H41ZM48 132V131H47ZM62 132H63V130H62ZM62 132H60V133H62ZM72 132V131H71ZM77 132V131H76ZM86 132H88V130L86 131ZM147 132V131H146ZM191 132V133H192ZM200 132H204V131H200ZM1 133V132H0ZM6 133V132H5ZM14 133V132H13ZM27 133V132H26ZM34 133H35V131H34ZM37 133V132H36ZM35 133V134H36ZM55 133H56V131H55ZM64 133V132H63ZM81 133V132H80ZM79 133V134H80ZM84 133V132H83ZM196 133V132H195ZM9 134V133H8ZM22 134H24V132L22 133ZM30 134V133H29ZM31 134H33V132L31 133ZM38 134V133H37ZM44 134V133H43ZM49 134V133H48ZM66 134H68V133H66ZM70 134V133H69ZM72 134H74V133H72ZM71 134V135H72ZM199 134V133H198ZM206 134V133H205ZM229 134V133H228ZM227 134V135H228ZM40 135V134H39ZM56 135V134H55ZM116 135V134H115ZM203 135V133L202 134H200V136H202ZM209 135V134H208ZM3 136V135H2ZM10 136V135H9ZM13 136V135H12ZM26 136V135H25ZM36 136V135H35ZM43 136V135H42ZM42 136H39V137H42ZM56 136H58V135H56ZM64 136V135H63ZM66 136V135H65ZM77 136V135H76ZM75 136V137H76ZM80 136V135H79ZM84 136V135H83ZM196 136H197V133H196ZM204 136V135H203ZM240 136L238 135V134H236V133H234L233 134V138H234V142H237L238 143V140H239V138H240ZM6 137V136H5ZM15 137V136H14ZM49 137V136H48ZM48 137H46L45 136V138H47L48 139ZM53 137H54V135H53ZM61 137V136H60ZM59 137V138H60ZM74 137V136H73ZM231 137V136H230ZM25 138V137H24ZM31 138V137H30ZM43 138H44V136H43ZM50 138V137H49ZM56 138V137H55ZM58 138V137H57ZM56 138V139H57ZM66 137H64L63 139H65ZM69 138V137H68ZM67 138V139H68ZM71 138V137H70ZM77 138V137H76ZM79 138V137H78ZM143 138V137H142ZM204 138H205V136H204ZM210 138V137H209ZM249 138H250V136H249V134H248V131L245 133V134H243V136H242V140H243V143L245 144L246 142H248L249 141ZM3 139L4 138H2V141H3ZM7 139V138H6ZM16 139V138H15ZM27 139V138H26ZM38 139V138H37ZM177 139V138H176ZM175 139V140H176ZM1 140V139H0ZM5 140V139H4ZM30 140H32V139H30ZM36 140V139H35ZM41 140V139H40ZM42 140H44V139H42ZM50 140V139H49ZM58 141H60L59 139H57ZM66 140V139H65ZM64 140V141H65ZM72 140V139H71ZM73 140H76V139H73ZM79 140V139H78ZM201 140H202V138H201ZM1 141V142H2ZM50 141H53V140H50ZM169 141V140H168ZM173 141H174V139H173ZM181 141V140H180ZM203 141H204V139H203ZM8 142V141H7ZM55 142V141H54ZM57 142V141H56ZM72 142H74V141H72ZM72 142H71V146L73 145L74 146V144H72ZM98 142V141H97ZM177 142H178V140H177ZM221 142H222V140H221ZM3 143V142H2ZM5 143V142H4ZM32 143H34V140H33V142ZM40 142H39V140H38V144H39ZM43 143V142H42ZM60 143H62V141L60 142ZM59 143V144H60ZM65 142H63V144H64ZM69 143H70V140H69ZM223 143V142H222ZM1 144V143H0ZM15 144V143H14ZM13 144V145H14ZM37 144V145H38ZM43 144H45V143H43ZM42 144V145H43ZM67 144V143H66ZM76 144V143H75ZM91 144V143H90ZM168 144V143H167ZM181 144V143H180ZM18 145V144H17ZM21 145V144H20ZM175 145L177 146V143H176V141H175ZM232 145V144H231ZM45 146H47V145H45ZM55 146H57V145H55ZM179 146V145H178ZM181 146V145H180ZM179 146V148H181ZM2 147V146H1ZM43 147V146H42ZM54 147V146H53ZM84 147V146H83ZM170 147H172L171 145H170ZM8 148V147H7ZM47 148V147H46ZM49 148V147H48ZM95 148V147H94ZM168 147H166V149H167ZM173 148H174V146H173ZM177 148V147H176ZM178 148V149H179ZM184 148V147H183ZM234 148V151H237L236 150V147H233ZM1 149V148H0ZM43 149H44V147H43ZM51 149H54V148H51ZM61 149V148H60ZM70 149V148H69ZM162 149V148H161ZM171 149V148H170ZM175 149V148H174ZM50 150V149H49ZM59 150V149H58ZM62 150V149H61ZM77 150V149H76ZM169 150V149H168ZM173 150V149H172ZM180 150V149H179ZM11 151V150H10ZM46 151H48V149L46 150ZM54 151H55V149H54ZM83 151V150H82ZM81 151V152H82ZM163 151V150H162ZM167 151V150H166ZM166 151H165V153H166ZM176 151H178V150H176ZM175 151V152H176ZM181 151V150H180ZM180 151H178L179 153H180ZM184 151V150H183ZM182 151V152H183ZM1 152V151H0ZM16 152V151H15ZM39 152V151H38ZM41 152V151H40ZM44 152H45V149H44ZM53 152V151H52ZM52 152H51V154H52ZM80 152V153H81ZM157 153H158V151H156ZM160 152H161V150H160ZM159 152V153H160ZM170 151H168V153H169ZM238 152L240 153H242L243 154V156H241V157H243L244 159H243V161L242 162H240V161H238L239 159V155L237 154V156H238V158L237 157H235L236 158V160H232V162H238V164H237V168L234 170L235 171V173H237V175H238V173H241L242 171H244V170H250V169H253L254 167H256V162L253 160V158H252V155H253V150L252 149H250V148H245V149H242V150H238ZM2 153V152H1ZM48 153V152H47ZM58 153H59V151H58ZM75 153H77V152H75ZM84 153V152H83ZM172 153V152H171ZM5 154V153H4ZM14 154V153H13ZM42 154H44V153H42ZM54 154V153H53ZM78 154H79V152H78ZM167 154V153H166ZM166 154H164V155H166ZM173 154H175L174 152H173ZM183 154V153H182ZM6 155V154H5ZM18 155V154H17ZM41 155V154H40ZM50 155V154H49ZM60 155V154H59ZM62 155H64L63 154V152H62ZM67 155V154H66ZM72 155V154H71ZM75 155V154H74ZM83 155H85V153L83 154ZM160 155H162L161 153H160ZM159 155V156H160ZM180 155V154H179ZM7 156V155H6ZM46 156H48V155H46ZM54 156V155H53ZM57 156V155H56ZM81 155H79L78 157H80ZM86 156H87V154H86ZM163 156V155H162ZM169 156V155H168ZM167 156V157H168ZM170 156H171V154H170ZM175 156H176V154H175ZM1 157V156H0ZM3 157V156H2ZM15 157V156H14ZM37 157H39V156H37ZM41 157H43L42 155H41ZM60 157V156H59ZM58 157V158H59ZM63 157V156H62ZM64 157H66L65 155H64ZM83 157H85V156H83ZM91 157V156H90ZM89 157V158H90ZM174 157V156H173ZM173 157H172V159H173ZM177 157V156H176ZM175 157V158H176ZM48 158H50L49 156H48ZM56 158V157H55ZM72 158H77V154H76V156H72ZM82 158V157H81ZM88 158V157H87ZM93 158V157H92ZM175 158H174V160H175ZM9 159V158H8ZM32 159V158H31ZM30 159V160H31ZM35 160H36V158H34ZM51 159V158H50ZM60 159V158H59ZM63 159V158H62ZM62 159H61V161H62ZM68 160H69V158H67ZM79 159V158H78ZM83 159V158H82ZM86 159V158H85ZM85 159H83V161L85 160ZM163 159V158H162ZM164 159H166V158H164ZM178 159V158H177ZM176 159V160H177ZM238 159V160H237ZM246 159V160H245ZM41 160V159H40ZM43 160H44V158H43ZM55 159H53L52 158V161H54ZM88 160V159H87ZM92 160V159H91ZM175 160V161H176ZM37 161V160H36ZM45 161V160H44ZM44 161H43V163H44ZM57 161V160H56ZM59 161V160H58ZM75 161V160H74ZM76 161H77V159H76ZM89 161V160H88ZM168 161H169V159H168ZM171 161V160H170ZM173 161V160H172ZM171 161V162H172ZM179 161V160H178ZM34 162V161H33ZM47 162H50V160L48 161L47 160ZM63 162V161H62ZM79 162V161H78ZM38 163V162H37ZM36 163V164H37ZM42 163V162H41ZM69 163V162H68ZM73 163V162H72ZM168 163V162H167ZM176 163V162H175ZM175 163H173V164H175ZM40 164V163H39ZM46 164H48V163H46ZM56 164H57V162H56ZM62 164V163H61ZM63 164H65V162L63 163ZM73 164H75V163H73ZM90 164V163H89ZM111 164V163H110ZM182 164V163H181ZM24 165V164H23ZM30 165V164H29ZM42 165V164H41ZM52 165V164H51ZM76 165V164H75ZM75 165H74V167H75ZM168 165V164H167ZM25 166H27V165H25ZM39 166V165H38ZM38 166H36V167H38ZM46 166V165H45ZM55 166V165H54ZM57 166V165H56ZM61 166V165H60ZM59 166V167H60ZM91 166V165H90ZM180 166V165H179ZM18 167V166H17ZM21 167V166H20ZM30 167V166H29ZM28 167V168H29ZM43 167V166H42ZM58 167V168H59ZM67 167H70V166H67ZM89 167V166H88ZM91 167H93V166H91ZM99 167V166H98ZM162 167V166H161ZM169 167V166H168ZM171 167V166H170ZM176 167H177V165H176ZM11 168V167H10ZM9 168V169H10ZM13 168V167H12ZM19 168V167H18ZM27 168V167H26ZM39 168V167H38ZM49 168H51V170H52V168H54V167H49ZM75 168H77V165H76V167ZM79 168V167H78ZM173 168V167H172ZM22 169V168H21ZM21 169H20V172H21ZM32 169V168H31ZM30 169V170H31ZM34 169V168H33ZM35 169H37V168H35ZM40 169V168H39ZM46 169H47V167H46ZM60 169V168H59ZM61 169H63V168H61ZM68 169V168H67ZM71 169H73V167L71 168L70 167V171H71ZM81 169V168H80ZM179 169H180V167H179ZM18 170V169H17ZM74 170H76V169H74ZM82 170H83V168H82ZM95 170V169H94ZM93 170V171H94ZM98 170V169H97ZM100 170V169H99ZM170 170V169H169ZM172 170V169H171ZM176 170V169H175ZM174 170V172H176ZM14 171V170H13ZM36 171V170H35ZM46 171V170H45ZM69 171V172H70ZM78 172H80L79 170H77ZM76 171V172H77ZM88 171H90V170H88ZM96 171V170H95ZM114 171H115V169H114ZM117 171V170H116ZM178 171V170H177ZM180 171V170H179ZM15 172V171H14ZM47 172H49V171H47ZM53 172V171H52ZM51 172V173H52ZM64 172V171H63ZM66 172H68V171H66ZM77 172V173H78ZM92 172V171H91ZM97 172V171H96ZM96 172H94L95 174H96ZM107 172V171H106ZM174 172L172 173V174H174ZM245 172V171H244ZM25 173V172H24ZM31 173V172H30ZM33 173V172H32ZM39 173V172H38ZM44 173V172H43ZM46 173V172H45ZM51 173H49V174H51ZM82 173V172H81ZM88 173V172H87ZM98 173V172H97ZM108 173V172H107ZM106 173V174H107ZM110 173H112V170H111V172ZM169 173H170V171H169ZM184 173V172H183ZM182 172H181V176H182V174H183ZM254 173H255V170H254ZM40 174H41V172H40ZM76 174V173H75ZM80 174V173H79ZM105 174V175H106ZM116 174H117V172H116ZM121 174V173H120ZM171 174V175H172ZM177 174V173H176ZM14 175V174H13ZM28 175V174H27ZM31 175V174H30ZM37 175V174H36ZM61 175V174H60ZM69 175V174H68ZM81 175V174H80ZM86 175V174H85ZM89 175H91V174H89ZM89 175H87V177L89 176ZM99 175V174H98ZM104 175V174H103ZM122 175H123V173H122ZM139 175V174H138ZM170 175V176H171ZM185 175V174H184ZM241 175V174H240ZM15 176V175H14ZM25 176V175H24ZM38 176V175H37ZM40 176H42V174L40 175ZM44 176V175H43ZM50 176V175H49ZM64 176H66V175H64ZM69 176H74L73 174L72 175H69ZM111 176V175H110ZM113 176V175H112ZM111 176V177H112ZM114 176H116V175H114ZM170 176H169V178H170ZM177 176V175H176ZM185 176H187V173H186V175ZM192 176V175H191ZM254 176H255V174H254ZM27 177V176H26ZM45 177V176H44ZM43 177V178H44ZM61 177V176H60ZM71 177V178H72ZM76 177V176H75ZM75 177H73V178H75ZM98 177V176H97ZM97 177H95V178H97ZM101 177V176H100ZM106 177V176H105ZM117 177V176H116ZM115 177V178H116ZM167 177V176H166ZM171 177H173V176H171ZM178 177V176H177ZM177 177H175V178H177ZM180 177V176H179ZM188 177H190V176H188ZM188 177H186V179H188ZM193 177V176H192ZM238 177V176H237ZM14 178V177H13ZM54 178V177H53ZM64 178V177H63ZM69 178V177H68ZM68 178H64V179H67L68 180ZM82 178H84V177H82ZM93 177L91 176L90 177V179L89 180H91ZM114 178V179H115ZM118 178V177H117ZM120 178V177H119ZM124 178V177H123ZM143 178V177H142ZM168 178V179H169ZM174 178V177H173ZM181 178V177H180ZM183 178H185V177H182V179ZM244 178V177H243ZM26 179V178H25ZM28 179H29V176H28ZM48 179V178H47ZM51 179V178H50ZM56 179V178H55ZM55 179H53V180H55ZM61 179V178H60ZM88 179V178H87ZM137 179H139L138 177L136 178V180ZM167 179V178H166ZM171 179V178H170ZM190 179V178H189ZM192 179H194V177L192 178ZM52 180V179H51ZM52 180V181H53ZM74 180V179H73ZM105 180H106V178H105ZM110 180V179H109ZM116 180V179H115ZM118 180V179H117ZM121 180V179H120ZM123 180V179H122ZM122 180L121 181H119V183L120 182H122ZM127 180H129V179H127ZM148 180V179H147ZM164 180H165V178H164ZM174 180V179H173ZM177 180H178V178H177ZM181 180V179H180ZM194 180H196V179H194ZM49 181V180H48ZM51 181V182H52ZM66 181V180H65ZM64 181V182H65ZM69 181H70V179H69ZM88 181V180H87ZM93 181V180H92ZM96 181V180H95ZM97 181H99V179L97 180ZM107 182H108V180H106ZM125 181H126V179H125ZM132 181V180H131ZM142 180H140V181H138V182H141ZM169 181V180H168ZM179 181V180H178ZM183 181H185V180H183ZM190 181V180H189ZM32 182V181H31ZM56 182V181H55ZM55 182H53V183H55ZM60 182V181H59ZM63 182V181H62ZM71 182H72V180H71ZM70 182V183H71ZM102 182H103V179H102ZM101 181H100V184L102 183ZM105 182V181H104ZM111 182V181H110ZM133 182H134V180H133ZM136 182V181H135ZM144 182H145V180H144ZM147 182V181H146ZM150 182V181H149ZM179 182H181V181H179ZM186 182H187V180H186ZM199 182V181H198ZM202 182L203 181H201V184H202ZM239 182H241V180L239 181ZM28 183V182H27ZM115 183V182H114ZM125 183V182H124ZM167 183V182H166ZM170 183H173V181H171ZM174 183H176V182H174ZM183 183V182H182ZM190 183V182H189ZM243 183V182H242ZM35 184V183H34ZM56 184H57V182H56ZM55 184V185H56ZM60 184H62V183H60ZM64 184V183H63ZM67 184H69V183H67ZM93 184V183H92ZM99 184V183H98ZM103 184V183H102ZM108 184H109V182H108ZM122 184V183H121ZM120 184V185H121ZM128 184V183H127ZM146 184V183H145ZM148 184V183H147ZM184 184H186V183H184ZM193 184V188L196 186L197 187V182H196V184L197 185H195L194 186V183H192ZM51 185H52V183H51ZM54 185V186H55ZM65 185V184H64ZM63 185V186H64ZM95 185V184H94ZM94 185H93V187H94ZM105 185V184H104ZM110 185V184H109ZM111 185H112V183H111ZM115 185V184H114ZM123 185V184H122ZM134 185V184H133ZM139 185H142V184H139ZM174 185V184H173ZM177 185V184H176ZM9 186V185H8ZM21 186H23V184L21 185ZM26 186V185H25ZM53 186V185H52ZM62 186V187H63ZM72 186V185H71ZM89 186V185H88ZM97 186V185H96ZM99 186V185H98ZM100 186H102V185H100ZM107 186V185H106ZM115 186H117V185H115ZM130 186V185H129ZM143 186V185H142ZM146 186V185H145ZM182 186V185H181ZM189 186V185H188ZM191 186V185H190ZM203 186H204V183H203ZM36 187V186H35ZM61 187V188H62ZM92 187V186H91ZM103 187V186H102ZM105 187V186H104ZM111 187V186H110ZM119 187V186H118ZM125 187V186H124ZM127 187V186H126ZM125 187V188H126ZM135 187V186H134ZM140 187V186H139ZM210 187H212V186H210ZM21 188V187H20ZM50 188V187H49ZM52 189H54L53 187H51ZM64 188H65V186H64ZM79 188V187H78ZM90 188V187H89ZM125 188L123 189L124 191H125ZM130 188V187H129ZM204 188H207V187H204ZM214 188V187H213ZM18 189V188H17ZM36 189H37V187H36ZM59 189V188H58ZM66 189V188H65ZM92 189V188H91ZM91 189H89V190H91ZM100 190L102 189V188H99ZM106 189H107V187H106ZM111 189V188H110ZM115 189V191H116V188H114ZM118 189V188H117ZM122 189V188H121ZM136 189V188H135ZM140 189V188H139ZM198 189H199V186H198ZM21 190H23V189H21ZM33 190V189H32ZM48 190V189H47ZM93 191L95 190V188L94 189H92ZM98 189L96 188V190H95V192L97 191ZM104 190V189H103ZM109 190V189H108ZM113 190V189H112ZM132 190H133V187H132ZM142 190H144V189H142ZM195 190V189H194ZM196 190H197V188H196ZM201 190H203V188L201 187ZM207 190V189H206ZM213 190V189H212ZM56 191V190H55ZM104 191H107V190H104ZM111 191V190H110ZM115 191H114V193H115ZM120 191V190H119ZM127 191H128V188H127ZM131 191V190H130ZM136 191H137V189H136ZM208 191H209V188H208ZM21 192V191H20ZM33 192H34V190H33ZM36 192V191H35ZM67 192V191H66ZM92 192V191H91ZM100 192H102V191H100ZM121 192V191H120ZM134 192V191H133ZM145 192H146V190H145ZM71 193V192H70ZM105 193V192H104ZM116 193H118V192H116ZM123 193H125V192H123ZM128 193V192H127ZM131 194H132V192H130ZM134 193H136V192H134ZM139 193H141V191L140 192H138V195H140ZM16 194V193H15ZM14 194V195H15ZM59 194V193H58ZM61 194V193H60ZM66 194V193H65ZM102 194V193H101ZM119 194V193H118ZM120 194H122V193H120ZM119 194V195H120ZM131 194H130V196H131ZM88 195V194H87ZM92 195V194H91ZM94 195H96L95 193H94ZM104 195V194H103ZM105 195H106V193H105ZM109 195V194H108ZM110 195H112V194H110ZM116 195V194H115ZM126 195V194H125ZM137 195V194H136ZM143 195V194H142ZM148 195V194H147ZM93 196V195H92ZM98 196V195H97ZM96 196V197H97ZM102 196V195H101ZM113 196V195H112ZM118 196V195H117ZM130 196H129V198H130ZM133 196V195H132ZM134 196H135V194H134ZM91 197V196H90ZM95 197V198H96ZM99 197H100V195H99ZM103 197H105V196H103ZM122 197V196H121ZM125 197H127V195L125 196ZM124 197V198H125ZM24 198V197H23ZM56 198V197H55ZM88 198V197H87ZM93 198V197H92ZM101 198V197H100ZM123 198V197H122ZM136 198H138V197H136ZM71 199V198H70ZM85 199V198H84ZM90 199V198H89ZM133 199V198H132ZM134 199H135V197H134ZM145 199V198H144ZM9 200V199H8ZM59 200V199H58ZM88 201V200H87ZM4 204V203H3ZM68 205V204H67ZM90 205V204H89ZM208 205V204H207ZM206 205V206H207ZM212 205V204H211ZM105 206V205H104ZM131 207V205H128L127 207ZM121 207V206H120ZM124 207V206H123ZM205 207V206H204ZM210 207V206H209ZM124 208H126V207H124ZM173 208V207H172ZM177 209V208H176ZM208 209V208H207ZM66 210V209H65ZM121 210H122V208H121ZM129 210V209H128ZM92 211V210H91ZM173 210H171V213H173L172 212ZM1 212V211H0ZM55 212V211H54ZM57 212V211H56ZM170 212V211H169ZM85 213V212H84ZM67 214V213H66ZM175 214V213H174ZM186 214H187V212H186ZM211 215V214H210ZM63 216V215H62ZM4 217H5V215H4ZM9 219V218H8ZM119 224V223H118ZM179 224V223H178ZM120 225V224H119ZM118 227V226H117ZM121 227V226H120ZM160 229V228H159ZM170 229V228H169ZM114 230V229H113ZM171 230V229H170ZM174 230V229H173ZM115 231V230H114ZM125 231V230H124ZM168 232V231H167ZM171 232V231H170ZM174 233V232H173ZM124 234V233H123ZM167 234H169V233H167ZM26 235V234H25ZM125 235V234H124ZM113 236V235H112ZM166 236V235H165ZM172 236V235H171ZM232 236V235H231ZM119 237H120V235H119ZM168 237V236H167ZM174 237V236H173ZM172 238V237H171ZM109 240V239H108ZM117 240V239H116ZM168 240H169V237H168ZM111 241V240H110ZM113 241V240H112ZM109 242V241H108ZM114 242V241H113ZM116 242V241H115ZM104 243V242H103ZM101 245H102V243H101ZM108 245V244H107ZM106 245V246H107ZM115 245V244H114ZM100 246V245H99ZM112 247H113V244H112ZM99 248V247H98ZM101 248V247H100ZM99 248V249H100ZM103 248V247H102ZM104 249V248H103ZM105 249H106V247H105ZM110 249H111V247H110ZM113 250V249H112ZM104 251V250H103ZM102 252V251H101ZM109 253V252H108ZM112 255V254H111ZM115 257V256H114ZM100 258V257H99ZM107 260V259H106ZM137 261V260H136ZM133 264V263H132Z\"/></svg>","mask_w":264,"mask_h":264}]
</instances>
